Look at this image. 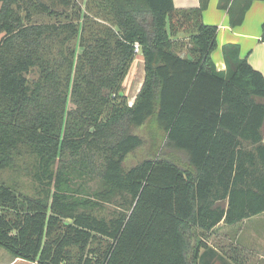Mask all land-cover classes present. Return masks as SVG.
<instances>
[{"label": "trees", "instance_id": "1", "mask_svg": "<svg viewBox=\"0 0 264 264\" xmlns=\"http://www.w3.org/2000/svg\"><path fill=\"white\" fill-rule=\"evenodd\" d=\"M209 1L65 0L69 11L0 0V173L27 150L41 187L29 196L0 183L1 248L36 264H202L221 221L264 212V75L235 43L223 45L226 68H217ZM252 2L218 6L237 26ZM136 42L145 78L130 105ZM141 128L148 156L125 168L144 144ZM89 177L102 188L75 186ZM118 198L124 210L94 214Z\"/></svg>", "mask_w": 264, "mask_h": 264}, {"label": "crops", "instance_id": "2", "mask_svg": "<svg viewBox=\"0 0 264 264\" xmlns=\"http://www.w3.org/2000/svg\"><path fill=\"white\" fill-rule=\"evenodd\" d=\"M173 1L175 7L178 9L197 7L200 5V0ZM218 5L219 0H210L208 7L203 12L204 23L218 26L217 48L212 52V57L217 68L219 70L226 68L222 52L223 45L226 43H235L240 46L241 57L247 58L249 63L264 75V42L261 41L264 25V0H253L245 14L243 22L237 26L231 24L228 10L219 8ZM137 55L142 57V61H138V68L143 71L141 77L143 83L145 78L144 58L142 53ZM135 60L133 62L134 65ZM142 83L141 86L143 85ZM129 89L131 90V86H129ZM129 89L125 93L130 105H132L136 98L131 100L129 97L130 94H128ZM246 220L251 221V227L247 229L243 226V222ZM223 227L224 229H228L220 237L223 240L226 239L223 247L220 248L214 244H210L206 238L205 241L209 248H203L201 250V255L203 256L202 264H232L234 261L232 259L233 255L237 259L233 264H264V212L244 219L234 225H228L224 221H221L213 229V232L208 234V237H213L219 231L221 232ZM232 247L235 254L230 255L231 253L228 250ZM248 252L250 253L249 256Z\"/></svg>", "mask_w": 264, "mask_h": 264}, {"label": "rangeland", "instance_id": "3", "mask_svg": "<svg viewBox=\"0 0 264 264\" xmlns=\"http://www.w3.org/2000/svg\"><path fill=\"white\" fill-rule=\"evenodd\" d=\"M44 1L49 3L52 7L59 9V10L69 9L70 11L71 9V6H66L63 3V1L65 0H44ZM74 1L82 5L83 7H86V4L88 3V0H74ZM94 11H97V9H94ZM34 19L39 22H53L56 18L50 17L48 15H38V16H35ZM59 19L66 20L65 17H60ZM140 60L142 61V57L140 55H137V61L135 60L136 61L135 65L133 63L132 67L130 68L124 80L125 92L126 90L129 89V86H131V90L129 89L130 93L128 91V94H130L129 97L131 98V100L137 97L140 91V88H141V83H142L141 77H142L143 71H141V69L138 68V61ZM37 77H38L37 68H35L34 70H32L31 73L28 74V78L30 81L36 79ZM128 103H129V100H128ZM136 132L143 137L144 144L141 147H139L136 151L130 153L127 156L124 162L125 168H130L131 166L135 165L136 163L141 161L143 158L148 156L147 155L148 149H150L149 135L145 128L138 129L136 130ZM36 166L37 164H36V159L34 155H32L27 150H23V154L18 159L17 167L13 169L12 168L6 169L0 173V183L13 187L19 193L26 194L29 196H38L40 195L39 190L41 187L39 186L40 182H38L35 177V172L37 168ZM75 186L80 189L85 188L86 189L85 191L94 192L102 188V183L98 177H95V178L89 177L85 179H78L75 183ZM124 199L125 198L123 199L118 198L116 201H113V202L106 201L104 202V206L101 209H97L94 211V214L98 216H105L107 218H110L111 216L117 214L119 211L124 210V208L120 204V202ZM126 210H128V208ZM243 226L246 229L250 228L251 221L246 220L245 222H243ZM227 231L228 229H224L223 227L221 232L219 231L213 237H207V241L210 244H214L215 246L222 248L224 245V241H226V239L223 240L220 237L222 236L224 232H227ZM72 251H73L74 261L82 257V253L79 247H76V246L72 247ZM228 252L231 253L230 255L235 254L233 247L230 248ZM249 255L250 253L248 252V256ZM0 264H36V263H32V262H29L27 260H22V259L16 260L9 252H7L5 249L0 247Z\"/></svg>", "mask_w": 264, "mask_h": 264}, {"label": "built area", "instance_id": "4", "mask_svg": "<svg viewBox=\"0 0 264 264\" xmlns=\"http://www.w3.org/2000/svg\"><path fill=\"white\" fill-rule=\"evenodd\" d=\"M134 50H135V53L136 54L139 53V52H141V46H140V44L138 42H136L134 44Z\"/></svg>", "mask_w": 264, "mask_h": 264}, {"label": "water", "instance_id": "5", "mask_svg": "<svg viewBox=\"0 0 264 264\" xmlns=\"http://www.w3.org/2000/svg\"><path fill=\"white\" fill-rule=\"evenodd\" d=\"M182 56H184V54ZM121 95H124V92H121Z\"/></svg>", "mask_w": 264, "mask_h": 264}, {"label": "bare ground", "instance_id": "6", "mask_svg": "<svg viewBox=\"0 0 264 264\" xmlns=\"http://www.w3.org/2000/svg\"><path fill=\"white\" fill-rule=\"evenodd\" d=\"M141 52L137 53V54H140Z\"/></svg>", "mask_w": 264, "mask_h": 264}]
</instances>
